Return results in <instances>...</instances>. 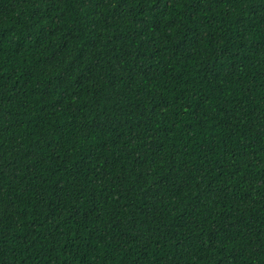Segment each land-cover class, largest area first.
I'll return each mask as SVG.
<instances>
[{"label": "trees", "instance_id": "obj_1", "mask_svg": "<svg viewBox=\"0 0 264 264\" xmlns=\"http://www.w3.org/2000/svg\"><path fill=\"white\" fill-rule=\"evenodd\" d=\"M0 264H264V0H0Z\"/></svg>", "mask_w": 264, "mask_h": 264}]
</instances>
